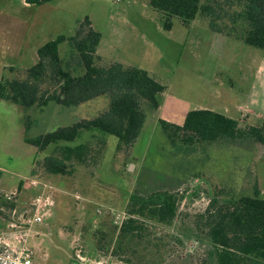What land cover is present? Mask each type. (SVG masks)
I'll list each match as a JSON object with an SVG mask.
<instances>
[{
	"label": "rangeland",
	"instance_id": "374dc122",
	"mask_svg": "<svg viewBox=\"0 0 264 264\" xmlns=\"http://www.w3.org/2000/svg\"><path fill=\"white\" fill-rule=\"evenodd\" d=\"M4 4L16 15L22 8L21 0H0V7H6ZM86 17L102 34L99 64L117 61L143 68L167 89L161 95V107L147 111L133 145L119 148L117 136L99 130H83L75 141L60 142L75 145L89 140L96 157L88 164H78L73 175H48L39 169L38 178L55 187V203L44 208L45 226L34 224L27 244L42 264H75L78 253L117 261L121 256L114 257L112 249L120 226L129 216L131 196L168 190L178 198L173 223L151 222L158 245L133 248L125 251L126 256L132 264H205L212 245L203 214L213 198L223 202L252 195L257 188L264 198V145L246 138L174 146L159 119L183 124L189 110L207 108L240 119L243 128L261 126L263 119L238 107L252 110L254 98L264 100V51L212 31L209 19L202 14L190 26L173 16V26L167 29L166 16L151 0H52L41 6L21 53L5 61L17 68H0V80L25 77L26 69L38 61L39 46L60 34L73 35ZM59 51L64 67L69 62L74 75L84 73L76 66L79 58L75 54L71 58L67 42L60 44ZM54 88L50 80L43 85L49 91ZM107 103L99 97L77 107L50 103L26 112L20 105L0 99L1 220L3 204L26 199L31 207L39 192L30 191L24 197L9 192L21 179L26 188H34L28 179L33 159L44 158L54 148L51 145L38 151L24 141L26 113L32 119L29 135L37 136L96 116ZM91 132L106 139L103 158L98 156L99 143L91 138ZM112 237L114 242L107 246ZM98 244L102 249L98 250Z\"/></svg>",
	"mask_w": 264,
	"mask_h": 264
},
{
	"label": "trees",
	"instance_id": "16d2710c",
	"mask_svg": "<svg viewBox=\"0 0 264 264\" xmlns=\"http://www.w3.org/2000/svg\"><path fill=\"white\" fill-rule=\"evenodd\" d=\"M27 1L42 5L52 0ZM151 4L166 16L164 25L167 29L173 26V16H178L186 26H190L198 14H202L209 19L212 31L241 39L264 51V0H151ZM101 39L102 34L86 17L73 35L60 34L40 46L38 61L26 69L25 77L0 80V99L20 105L26 112L33 107L44 108L50 103L77 107L99 97L108 100L107 107L98 115L37 136L29 135L32 119L26 113L25 142L36 146L38 151H46L54 145L50 154L35 159L32 176L38 177L39 169L48 175H73L78 164H88L95 158L93 151L96 149L89 140L75 145L60 143L75 141L83 130L115 135L119 139V148L133 145L142 132L147 111L160 107L161 95L167 86L137 66L117 61L106 66L99 64L97 50ZM64 42L72 49L71 58L74 54L79 58L76 66L83 68V74L74 75L69 62L64 67L59 51L60 44ZM49 80L55 85L52 91L43 89ZM159 126L174 146L180 142L212 143L246 138L264 145V121L261 126L243 128L239 120L211 109L190 110L183 124L159 119ZM91 138L98 141L97 152L101 157L106 139L92 132ZM260 195L257 188L252 195L223 202L217 198L211 200L203 214L206 234L212 245L205 264H262L264 198ZM177 202V195L168 190L133 194L128 207L129 216L119 228L112 255L121 256L118 261L132 264L125 251L140 246H157L159 237H155L150 223L171 225L177 215ZM107 241V246H111L114 237ZM98 247V250L102 249L100 244Z\"/></svg>",
	"mask_w": 264,
	"mask_h": 264
},
{
	"label": "crops",
	"instance_id": "0c3cea01",
	"mask_svg": "<svg viewBox=\"0 0 264 264\" xmlns=\"http://www.w3.org/2000/svg\"><path fill=\"white\" fill-rule=\"evenodd\" d=\"M45 4L46 3H44L42 5H36V4L29 3L27 0H21L22 8L17 15L13 12V10L9 9L8 5L4 4V6H6V7H0V55L2 56L1 61H3V62H0L1 63L0 68H3L4 70L6 68L10 69L11 67L17 68L14 65L7 64V62H5V61L8 60L11 57V55H16V54L18 55L21 53V49H23L25 47V45L27 44L28 38L30 36V32H32L33 27L36 24L37 16H38V13L40 11V8H41V6H43ZM13 16H15L16 19H12ZM38 48H37V50H38ZM262 70H263V68H261L259 72H261ZM165 92H166V90H165ZM163 93H162V95H163ZM253 105H255V106H253L254 109H252V110H248V108H246L245 106H241V105L238 108L243 109L245 112L255 113L256 117H259V118L263 119V121H264V100H261V96H258L257 99L254 98ZM160 107H161V105H160ZM199 109H201V108H199ZM202 109H207V108H202ZM237 120H240V119H237ZM167 121H169V120H167ZM170 122H172V121H170ZM25 135H26V125H25L24 138H25ZM24 141H25V139H24ZM37 150H38V148H37ZM35 159H36V157L33 159V163L29 169V176H28L29 178L35 177V176H32V174H31ZM1 179H2V173L0 172V181H1ZM61 184H63V183L58 182V185H61ZM50 186H51V189H49L48 192L52 194L53 199H54L52 189H54L55 187L52 186L51 184H50ZM3 191H5V190H3ZM30 191H36L37 193L41 192L40 189L38 190L35 187L34 188H26L24 186V181L21 179V180H19L16 188L12 192H9V193H18L19 195L24 197ZM5 192H7V191H5ZM54 203H55V200H54ZM62 205H64V204H62ZM27 208H28V201H26V199L16 201L14 206H11L10 204H7V203L3 204L1 207V210H4L5 212H4V214H1V215H3L4 218L1 217L3 219L2 220L0 219V221L2 222V227L0 228V235L7 234L9 231L10 220L14 217V215L17 217L19 215H23ZM9 217H10V219H9ZM44 223H45V221L42 222L40 225L43 224L45 226ZM37 225L39 226V224H37ZM46 226H48V229L50 230V226L47 224H46ZM34 259H35V257H34ZM73 261L75 262V264H79L78 260H73ZM109 261H111L112 264H126V263H124L122 261H118V260L114 261V260L110 259Z\"/></svg>",
	"mask_w": 264,
	"mask_h": 264
},
{
	"label": "built area",
	"instance_id": "2783aa9c",
	"mask_svg": "<svg viewBox=\"0 0 264 264\" xmlns=\"http://www.w3.org/2000/svg\"><path fill=\"white\" fill-rule=\"evenodd\" d=\"M29 182L41 192L34 198L31 207L27 208L23 215L18 217L14 215L9 222L8 233L0 235V264H42L34 259V251L27 242L32 226L44 222L45 212L43 210L53 205L54 199L48 192L51 189L48 182L38 177H30ZM77 258L79 264H112L109 260L90 258L79 253Z\"/></svg>",
	"mask_w": 264,
	"mask_h": 264
}]
</instances>
